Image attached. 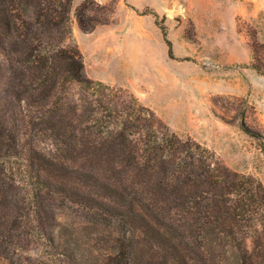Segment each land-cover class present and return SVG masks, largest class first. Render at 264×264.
I'll list each match as a JSON object with an SVG mask.
<instances>
[{"label":"trees","instance_id":"16d2710c","mask_svg":"<svg viewBox=\"0 0 264 264\" xmlns=\"http://www.w3.org/2000/svg\"><path fill=\"white\" fill-rule=\"evenodd\" d=\"M71 4L0 0V103L15 101L28 130L12 128L10 114L0 109V181H12L0 187V210L13 209L7 195L16 178H25L17 184H28L31 198L57 192L99 214L91 224L101 246L78 243L67 227L57 243L48 235L73 264H139L128 238L137 229L164 254L186 251L178 264H188L190 254L201 264H264L263 184L230 170L193 138L160 129L154 112L133 94L87 78L77 45L72 51L63 45L71 37ZM80 15L85 32L102 23L97 17L85 23ZM155 23L173 56L165 26ZM73 82L102 91L84 116L62 95ZM11 159L20 160V173Z\"/></svg>","mask_w":264,"mask_h":264},{"label":"rangeland","instance_id":"374dc122","mask_svg":"<svg viewBox=\"0 0 264 264\" xmlns=\"http://www.w3.org/2000/svg\"><path fill=\"white\" fill-rule=\"evenodd\" d=\"M79 12L85 23L88 17L102 21L94 27L102 29L97 38L83 35L87 32L79 25ZM155 20L165 26L173 56ZM69 23L71 37L63 45L71 51L77 45L87 78L133 94L154 112L160 129L166 126L193 138L230 170L251 175L264 186V0H72ZM93 54L100 57L99 68L92 65ZM101 71L113 82L89 74ZM101 93L73 82L62 95L84 116ZM15 103L2 102L0 109L10 114L12 128L27 132ZM33 142L42 145L39 139ZM9 165L20 173V160L11 159ZM16 179L14 192L7 195L13 209H5L6 215L0 210V264H73L64 247L55 250L48 237L61 241L60 229L66 227L78 243L101 246L99 230L91 224L99 214L63 201L57 192L43 190L42 197L31 198L29 185L17 184L27 179ZM7 182L0 181V187L7 188ZM138 231L128 238L141 264H178L186 253L164 254ZM190 255L194 259L188 264H201Z\"/></svg>","mask_w":264,"mask_h":264},{"label":"crops","instance_id":"0c3cea01","mask_svg":"<svg viewBox=\"0 0 264 264\" xmlns=\"http://www.w3.org/2000/svg\"><path fill=\"white\" fill-rule=\"evenodd\" d=\"M101 30L102 29H100V26L99 27H96V28H94L92 31H90V32H87V33H83V35L84 36H97L96 34L98 33V32H101ZM97 38V37H96ZM78 40H79V43L80 44H82L81 42H80V39L78 38ZM102 44H103V42H102V38H101V41L99 42V43H97V44H95V46L96 47H98V48H101L102 47ZM81 48H82V50H83V52H84V54H85V56L87 55L86 54V52L84 51V47H82V45H81ZM92 49V48H91ZM90 49V50H91ZM90 50H88V52L90 53ZM92 51H93V49H92ZM93 57H92V65L94 66L95 64L97 65L98 64V62H100V57L99 56H96V55H92ZM97 67L99 68V65H97ZM88 71V70H87ZM89 72V71H88ZM92 77H94V78H99V79H101V80H105V81H110V82H113V77L111 78V76H110V78H109V76H107V75H104L103 73H102V71L101 72H95V73H89Z\"/></svg>","mask_w":264,"mask_h":264}]
</instances>
